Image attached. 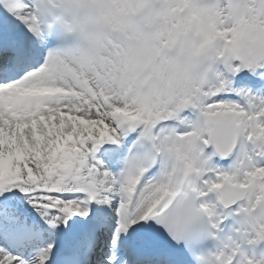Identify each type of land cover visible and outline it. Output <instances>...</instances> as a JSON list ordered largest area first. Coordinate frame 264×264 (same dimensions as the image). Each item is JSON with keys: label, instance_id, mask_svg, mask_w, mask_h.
<instances>
[{"label": "snow or ice", "instance_id": "6c2138e0", "mask_svg": "<svg viewBox=\"0 0 264 264\" xmlns=\"http://www.w3.org/2000/svg\"><path fill=\"white\" fill-rule=\"evenodd\" d=\"M258 83L264 0H0V264H253Z\"/></svg>", "mask_w": 264, "mask_h": 264}, {"label": "clouds", "instance_id": "9594fccd", "mask_svg": "<svg viewBox=\"0 0 264 264\" xmlns=\"http://www.w3.org/2000/svg\"><path fill=\"white\" fill-rule=\"evenodd\" d=\"M248 21L244 19H236L232 25V39L223 40L220 32L208 31L205 32L201 38V51L205 54H213L217 60L228 58L235 54V52L243 47L248 40L249 33L247 31ZM196 74L195 68H190L183 73L185 80H194ZM184 89L177 86V94L179 95ZM245 154L241 152L233 164V176H237L245 170ZM177 162L178 159H177ZM193 165L196 163L192 162ZM175 167V164H174ZM241 228L251 229L253 232L259 234L264 232V184L259 185L253 194V199L250 207L238 221ZM221 253L209 252L207 254V261L209 264H219ZM247 260H251L246 257ZM256 264H260L257 261Z\"/></svg>", "mask_w": 264, "mask_h": 264}, {"label": "bare ground", "instance_id": "6f19581e", "mask_svg": "<svg viewBox=\"0 0 264 264\" xmlns=\"http://www.w3.org/2000/svg\"><path fill=\"white\" fill-rule=\"evenodd\" d=\"M261 260H263V259H259V260H257V261H261ZM257 261H256V262H257ZM256 262H255L254 264H256Z\"/></svg>", "mask_w": 264, "mask_h": 264}]
</instances>
